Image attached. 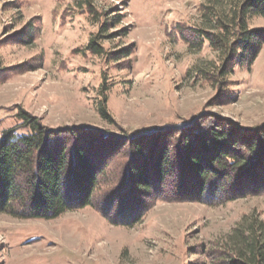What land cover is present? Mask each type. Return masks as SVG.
<instances>
[{
	"label": "rangeland",
	"instance_id": "obj_1",
	"mask_svg": "<svg viewBox=\"0 0 264 264\" xmlns=\"http://www.w3.org/2000/svg\"><path fill=\"white\" fill-rule=\"evenodd\" d=\"M213 2L0 0V136L27 132L26 112L56 138L112 157L91 205L51 219L0 212V264H242L264 228V44L223 76L219 50L186 40L215 25L204 13ZM248 25L264 30V17ZM214 129L226 135L214 148L256 150L230 178L208 160L217 148L199 146ZM131 139L146 142L149 163L168 149L171 169L149 192L120 166L137 162ZM186 143L224 176L221 192L199 191Z\"/></svg>",
	"mask_w": 264,
	"mask_h": 264
},
{
	"label": "trees",
	"instance_id": "obj_2",
	"mask_svg": "<svg viewBox=\"0 0 264 264\" xmlns=\"http://www.w3.org/2000/svg\"><path fill=\"white\" fill-rule=\"evenodd\" d=\"M214 1L204 6V13L208 19L216 21L215 25L193 28L186 40L190 44H195L197 39L202 43L209 41L212 47L219 50L223 54L221 73L224 76L232 65L253 63L264 44V30L251 29L248 25L250 17H264V0ZM219 4L221 7H217ZM89 48L94 53H101V47L95 40L89 43ZM107 101L105 98L100 109L104 117H109ZM19 119L27 132L18 134L13 128L3 131L0 136V212L24 218L51 219L70 209L91 205L99 188L100 176L111 163L110 149L108 153L102 149L95 151L84 146L81 140L73 141L65 136L63 139L56 138L52 132H47L39 119L26 112H21ZM211 134L210 137L201 136L199 142L200 148L206 151L217 148L208 160L221 171H226L229 178L231 173L248 167L256 153L253 144L246 153L234 154L231 149L226 151L222 146L213 147L214 142L224 140L225 132L214 129ZM188 141L191 140L188 138ZM145 143L142 139H131L129 152L136 153L140 161L125 160L124 165L121 164L123 161L120 162V166L124 167L125 178L132 173L130 180L139 189L149 192L156 186L155 183L167 177L171 163L165 146L157 154L155 162L149 163L144 155L147 149L144 148ZM183 153L199 191H203L206 184L217 192L225 188L226 184L222 183L224 176L217 172L219 177L215 179L216 172L210 173L205 169L201 153L191 151L188 143ZM225 190L228 192V189ZM233 190L234 187L229 191ZM245 245L247 247L240 250L241 263L264 264V228L252 231Z\"/></svg>",
	"mask_w": 264,
	"mask_h": 264
}]
</instances>
